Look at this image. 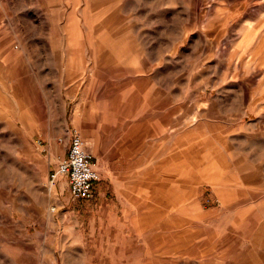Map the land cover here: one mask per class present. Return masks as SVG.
<instances>
[{
    "label": "rangeland",
    "instance_id": "374dc122",
    "mask_svg": "<svg viewBox=\"0 0 264 264\" xmlns=\"http://www.w3.org/2000/svg\"><path fill=\"white\" fill-rule=\"evenodd\" d=\"M0 264H264V0H0Z\"/></svg>",
    "mask_w": 264,
    "mask_h": 264
},
{
    "label": "built area",
    "instance_id": "2783aa9c",
    "mask_svg": "<svg viewBox=\"0 0 264 264\" xmlns=\"http://www.w3.org/2000/svg\"><path fill=\"white\" fill-rule=\"evenodd\" d=\"M67 155L58 163L49 176V186L53 188L62 178L68 181L70 199L73 202L93 201L95 185L101 182L97 161L88 151L87 144L76 129L69 133Z\"/></svg>",
    "mask_w": 264,
    "mask_h": 264
},
{
    "label": "crops",
    "instance_id": "0c3cea01",
    "mask_svg": "<svg viewBox=\"0 0 264 264\" xmlns=\"http://www.w3.org/2000/svg\"><path fill=\"white\" fill-rule=\"evenodd\" d=\"M112 192L113 191L109 192V187L105 183L99 182L95 185V199L101 200V201H108L109 208H111V201H109V198H111L110 196H112Z\"/></svg>",
    "mask_w": 264,
    "mask_h": 264
}]
</instances>
